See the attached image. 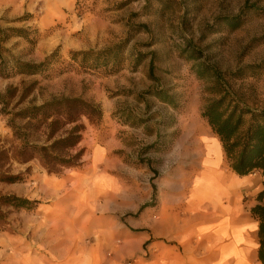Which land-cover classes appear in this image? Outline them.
Listing matches in <instances>:
<instances>
[{
    "label": "rangeland",
    "instance_id": "1",
    "mask_svg": "<svg viewBox=\"0 0 264 264\" xmlns=\"http://www.w3.org/2000/svg\"><path fill=\"white\" fill-rule=\"evenodd\" d=\"M221 96L264 111V0H0V198L32 203L0 199V264H144L159 252L145 217L176 213L161 209L191 188L195 141L219 140L202 110ZM56 99L100 109L77 122V167L41 149L63 118L26 110ZM80 217L105 226L110 238L88 227L86 240L105 253L51 252Z\"/></svg>",
    "mask_w": 264,
    "mask_h": 264
},
{
    "label": "crops",
    "instance_id": "2",
    "mask_svg": "<svg viewBox=\"0 0 264 264\" xmlns=\"http://www.w3.org/2000/svg\"><path fill=\"white\" fill-rule=\"evenodd\" d=\"M195 145L199 168L191 188L187 194L184 187L177 192L175 206L169 204L161 209L176 213L163 211L156 220L145 217L143 237L156 240L149 245L159 252H151L144 264H261L257 253L259 222L251 210L264 203L257 198L262 190V177L258 173L244 176L234 173L217 138H199ZM56 189L49 188L46 196L57 193ZM79 200L81 196H72L69 203ZM66 207L70 214L81 209L79 205ZM88 222L87 217H80L67 223L64 234L53 238L62 242L63 249L57 253H105L104 244L88 248V227L99 239L106 240L111 235L103 224L100 226L99 219L92 226ZM168 241L172 244H166ZM52 251L55 253L56 249Z\"/></svg>",
    "mask_w": 264,
    "mask_h": 264
},
{
    "label": "trees",
    "instance_id": "3",
    "mask_svg": "<svg viewBox=\"0 0 264 264\" xmlns=\"http://www.w3.org/2000/svg\"><path fill=\"white\" fill-rule=\"evenodd\" d=\"M235 20V18H233ZM194 54V52H193ZM150 69L152 66L150 65ZM201 71V70H200ZM211 75L218 81L217 72L211 69ZM48 109H53L55 115L62 117L63 127L69 126L49 145L41 149L62 148L67 155H60L55 164L61 167H77L80 152L71 154L77 149L81 141L83 125L78 124L79 118L91 116L100 117V109L90 103L79 99H56L37 107L26 108L37 113L44 114ZM250 118L245 122V115ZM88 116V117H87ZM202 117L211 127L213 133L219 138L230 168L239 176L258 173L262 177V190L258 194V200H264V111L250 112L238 105H231L221 96L212 100L202 110ZM64 129V128H63ZM54 160V159H53ZM49 170H53L50 168ZM14 182V178H9ZM4 203L15 208H27L32 205L26 199L17 197L0 198ZM252 215L258 220V260L264 264V203L258 204L251 210Z\"/></svg>",
    "mask_w": 264,
    "mask_h": 264
},
{
    "label": "bare ground",
    "instance_id": "4",
    "mask_svg": "<svg viewBox=\"0 0 264 264\" xmlns=\"http://www.w3.org/2000/svg\"><path fill=\"white\" fill-rule=\"evenodd\" d=\"M97 220H98V219L93 218L92 220H90V221L88 222V224H89L90 226L95 225L96 222H97ZM52 248L56 249V248H55V245H53ZM57 252H58V251H56L55 253H57Z\"/></svg>",
    "mask_w": 264,
    "mask_h": 264
}]
</instances>
